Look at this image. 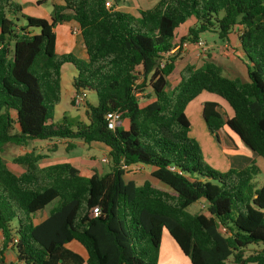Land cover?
<instances>
[{
    "label": "trees",
    "instance_id": "trees-1",
    "mask_svg": "<svg viewBox=\"0 0 264 264\" xmlns=\"http://www.w3.org/2000/svg\"><path fill=\"white\" fill-rule=\"evenodd\" d=\"M105 1L63 0L47 21L22 13L14 0H0L2 247H11L22 264H156L166 230L190 264H226L229 257L233 264H264V247L244 255L248 245L264 244V182L253 183L259 167L254 161L224 171L209 165L189 135L185 112L202 91L218 95L233 114L224 118L217 102L205 101L208 133L221 145L225 126L264 159V0H157L137 16L116 9L118 0L111 7ZM189 19L175 41V29ZM68 21L78 24L86 59L56 51L54 27ZM233 30L247 79L228 77L204 60L185 63L170 83L183 43L195 44L206 31L223 41ZM64 64L75 69V92L97 96V105L85 103L86 121L67 113L53 117ZM145 88L151 100L141 103ZM113 110L122 112L126 128H107L105 115ZM36 139H67L66 150L74 140L103 143L110 170L85 177L69 162L41 166L43 155L31 149L12 158L24 169L15 174L3 147ZM137 164L150 167L166 187L125 181L126 167ZM200 199L208 214L188 212ZM50 203L46 217L34 223ZM71 241L84 248L85 260L66 247Z\"/></svg>",
    "mask_w": 264,
    "mask_h": 264
},
{
    "label": "rangeland",
    "instance_id": "rangeland-1",
    "mask_svg": "<svg viewBox=\"0 0 264 264\" xmlns=\"http://www.w3.org/2000/svg\"><path fill=\"white\" fill-rule=\"evenodd\" d=\"M14 1H16V0H14ZM53 1H55V2L59 1L60 3L63 2V0H44L41 2L40 7L42 9L49 11L51 8V3ZM16 2H18V1H16ZM127 2L129 4H132V3L138 4L141 7H147V8L148 7L150 8V6H152V4L154 3L153 0H127ZM29 9H30V7L24 6L23 13H26V14H30V13L34 14L35 13L34 8H31V11H29ZM35 14H37V13H35ZM41 18H44L47 21H49V18L43 14H42ZM21 20L25 24V21L23 19H21ZM59 25L60 24H57L54 27V31H56L58 33V35L61 31V28L59 27ZM35 31L39 32V29L38 30L35 29ZM199 39L202 40L203 42H205L206 44H208L209 46L222 44V42L220 41V39L217 36V33L213 32V31H206V32L201 33L199 36ZM227 44L230 47L229 55H226L223 53V51L220 48L221 46H215V48H212V49L210 47V49L204 53H208L210 51L211 53L212 52L216 53L215 56H218V55L222 56V57L225 56L227 58V60L231 58V59H237L236 61H238V59L242 60L244 63L247 61L245 55L239 49V44L236 41V36L233 38L232 44L229 42H227ZM185 48L186 47L180 48V50L178 52V56H180V57L185 56V53H186ZM76 56L81 59V56H79V54H77ZM219 60L222 61V59H219ZM63 66L65 67V69H64V67H63V69H61V72L63 70V76H64L63 80H67L69 85H70L71 84L70 82L72 81V78L76 72L69 71L67 64H65ZM225 70H223L224 73L229 77L231 75H234V74H237V76H240L238 73H231L226 68H225ZM67 86H68L67 83H65V84L63 83V86L61 88V100L54 109V113H53L54 119L61 117V115L64 113V110H67V112H66L67 114L78 115L81 120L86 121L85 104H83L79 107H76V108L72 107L68 101L69 100L68 94L66 92ZM69 87H71V85ZM149 94H150L149 88H145L142 92H140L138 94L139 101L142 103V101L148 100ZM205 101H216V102H218L219 111L222 113L224 118L227 117L225 114V111H226V113H228L229 111L232 112L229 105L222 98H220L218 95H216L214 93H210L207 91H202L198 96H196L192 101H190L188 103V105L186 106L185 112L188 116V120L190 123L189 135L191 137H193L198 142V144L200 146V155L209 165H211L212 167H214L215 169H217L219 171L225 170V169H222V165L227 164L228 161L233 162L234 164L240 163V165H234V166L232 165L233 167H243L245 165H248L252 161H254L255 164L259 167V172L254 176L253 183H254L255 187L258 188L264 182V159L260 156H257L256 154L253 156V158L251 157L252 159H250L249 154H246L250 150L244 144H242V142H240V143H241L242 147L244 149H246V150H244V151H246L245 153L241 152L240 150H237V149L233 150L232 151L233 153H231L229 150H226L227 149L226 146H233L231 144L230 139L227 138L226 136H223L224 138L221 137V145H219L216 142V139L208 133L207 128L205 126V123L203 121L202 115H201L202 104ZM85 103L90 104V105H94V106L97 105V96H96L94 91L86 90ZM225 128L226 127L224 126L223 131H225ZM220 135H221V133H220ZM74 141L76 143H78V141H80V140H74ZM64 144H61V143L58 144V149L55 152L53 151V153H51V156L52 157L66 156V155H69L71 152H73L74 154L80 153L85 157H92L95 160L99 161L100 157L103 155V152L100 149L96 148L95 146H90L88 144H85L83 142L76 144V146L69 151H67L65 149ZM52 145H53L52 143L51 144L50 143L44 144V141L39 140V139H36L34 141L29 142V144L27 146H14L11 144H7L3 147V151L1 154H2L4 161L10 167H12L13 166L12 158L15 157L16 155H18L24 149L29 150L32 148L35 150L43 151L45 153H50L51 150L53 149ZM250 152H252V151H250ZM221 156L225 159L224 161L226 163L223 161L221 162ZM216 158L219 161H217ZM106 160H107V157H106ZM101 165L103 166V168H105V170H107V172L109 171L108 170L109 168L106 164H101ZM145 168L147 171H149V168L147 166H145ZM132 170H135V171H132L133 173H136V172L140 173L139 174L140 176H138L139 178L136 179V182H138V184L143 182V180H149L153 184L161 186L162 188L166 187V185H164L162 182L158 181L157 179L151 177L150 175L145 177L144 170L139 169V168L132 169ZM128 171H130V170H127V172ZM123 179L126 180V178L124 176H123ZM51 205H52V203L48 204L43 210H41L39 213H37L36 216L42 215L44 212H48ZM206 206H207L206 200L200 199L199 201H196V202L192 203L190 206H188L187 211L190 213L203 212L204 214H208L206 211ZM15 225H16V223H15V221H13L12 226L14 227ZM76 246L79 247V245H77V244H76ZM66 247H72V246H71V244H66ZM263 247H264V244H262V243H260L258 245L250 244V245H248L247 248L244 249V255H248V254L252 253L254 250H256L257 248H263ZM10 252L4 251V255L6 254V256H7L8 254H10ZM232 259H233L232 257H229L228 260L226 261V264H233ZM6 263H9V262L6 261ZM156 264H190L189 258L187 256H185L184 254H182V252L179 250L177 245L173 242V240L167 234L166 230H164L162 235H161L159 253H158V257L156 259Z\"/></svg>",
    "mask_w": 264,
    "mask_h": 264
},
{
    "label": "crops",
    "instance_id": "crops-1",
    "mask_svg": "<svg viewBox=\"0 0 264 264\" xmlns=\"http://www.w3.org/2000/svg\"><path fill=\"white\" fill-rule=\"evenodd\" d=\"M16 1H18V3L20 4L22 13L24 10V6H28V7H30L29 11H31V8H34L35 13H37V14L30 13L27 15L42 17V14H43V15L47 16L48 18L50 17L52 6L54 4H62L63 3V2L60 3L59 1H56V2L53 1L51 3L50 10L47 11V10L42 9L40 7L41 3H39V2H42L44 0H16ZM153 1H154V3L152 4V6L157 2L156 0H153ZM152 6H150V7H152ZM115 7H116V9H118L120 11L130 13L134 16L138 15L139 9H147V7H141L138 4H133V3L129 4L127 2V0H118ZM24 14H26V13H24ZM192 23H193V19H189L186 22H184V24H182L181 26H179L178 28L175 29V41H178L179 37L186 33L187 28L189 26H191ZM59 27L61 28L59 35L55 31L56 32V51L59 53L71 52L74 55L79 54V56H81L82 59H86L87 56H86V52H85V47H84L79 29H78V24L74 21H68V22L61 23L59 25ZM240 28H241V25H237V27H235V30H238ZM235 30H233L228 35V38L226 40H223V41L220 40L222 42V44L214 45V46L210 45L211 49L215 48V46H222V45H224V43H227V42L232 44V40L235 36H236V41L238 43V39H237V35H236ZM185 49H186L185 56H183V57L178 56V58L176 60V66H175L174 71L172 72V74L169 78L171 84H174L177 82L178 71L185 63H191V64H194L196 66H200L204 60H210V61L214 62L215 64L219 65L221 67L224 75H226V74L224 73L223 70H225V68H226L231 73H238L240 75L239 77H241L242 79H247L246 66L242 60L238 59V61H236L237 59H231V58L227 60V58L225 56L222 57V56H219L218 54H217L218 56H215L216 53H213V52L211 53L210 51H209L210 53L209 52L203 53V52H200L199 50H197V48L195 47L194 44H189ZM219 59H222V61H220ZM67 65H68L69 71L75 72V69L70 64H67ZM63 67L64 66H62V69H63ZM64 69H65V67H64ZM236 76H237V74H234V75H231L230 77H236ZM63 78H64V76H63V70H62V72H61V88L63 86V83L64 84L67 83L68 86L66 87V92L68 94L69 104H71V98H72V95L74 93V89H73L71 84H70L71 87H69L70 85H69L68 81L63 80ZM148 100H151V95L149 96ZM148 100H146V101H148ZM146 101H142V103H144ZM66 112H67V110H64V113H66ZM225 114L227 117H231L233 113L231 111L226 113V111H225ZM59 118L60 117H58L56 119H59ZM127 124H128V122L126 119H123L119 123V125L122 126L123 128H126ZM220 133H221L222 138H224L223 136H226L227 138H229L231 141V144L233 145V146H226L227 147L226 150H229L231 153H233L232 151L236 150V149L240 150L241 152H244V153L246 152V151H244L246 149H244L240 143L241 141H239V139H237V137L235 135H233L228 129L225 128V131H223V127H222L220 129ZM43 141H44V144H46V143L51 144L52 143L53 149L51 150L50 153H45L43 151L36 150V152H39L41 155H43V157L39 160V164L41 166H47V165L55 164V163H59V162H69L71 165H73L78 170V172L81 176H85V177H89L94 173L103 174V173L107 172V170H105V168H103V166L101 164H106L109 168L108 170H110V164H109V160H108L109 148L106 145H104L103 143L91 142L90 144H88L90 146H95L96 148L100 149L103 152V155L100 157L99 161H97L92 157H85L80 153L74 154L73 152H71L69 155H66V156L52 157L51 153H53V151L55 152L58 149V144H60V143L64 144L65 143L64 145H66L67 139H52V140H43ZM80 142H82V141L81 140L78 141V143H80ZM78 143H76L74 141L75 146ZM54 144L56 146H54ZM31 149H29V150H31ZM29 150L24 149L20 153H23V152L29 151ZM67 151H69V150H67ZM246 154H249L250 159H252L253 156L255 155L254 153H252L250 151L247 152ZM106 157H107V162L106 163L102 162L101 159L106 158ZM216 160H217V158H216ZM224 160L225 159L221 156V162L222 161L225 162ZM217 161H219V160H217ZM6 165L15 174H20L24 170L23 167H21L18 164L13 163L12 167H10L7 163H6ZM232 165L233 166L234 165H240V163L234 164L233 162L228 161L227 164L222 165V169L226 170L229 167H233ZM136 168L144 170L145 177L150 175V172H151L150 167H148L149 171H147L145 166L138 165V164L137 165H131V166L126 167L125 173L123 174V176L126 178L125 181H133L135 184H138V182H136V179L139 178L138 176H140L139 175L140 173L139 172H136V173L132 172V171H135L132 169H136ZM127 170H130V171L127 172ZM143 181H145V180H143ZM154 185L158 186L156 184H154ZM158 187H161V186H158ZM47 213L48 212H44L42 215L36 216V218H34V223H39L40 221H42L46 217ZM2 242H3V237H2V234L0 232V250H1L0 258L2 259V262L0 264H4V263H6V261H8L9 263L16 261L15 251L13 249H11V247H9V246L2 247ZM68 244H71L72 247H67V248H69L70 250L81 255L82 258L85 260L86 252H85L83 247H81L75 241H71ZM76 244L79 245V247H77ZM4 251H9V252L11 251L12 253L10 252V254H8L6 256V254L4 255ZM82 264H86V263L83 262Z\"/></svg>",
    "mask_w": 264,
    "mask_h": 264
},
{
    "label": "built area",
    "instance_id": "built-area-1",
    "mask_svg": "<svg viewBox=\"0 0 264 264\" xmlns=\"http://www.w3.org/2000/svg\"><path fill=\"white\" fill-rule=\"evenodd\" d=\"M105 5H106V7H111L112 1L106 0ZM194 45L197 48V50H199L200 52H203V53L207 52L211 47L200 39H198V41ZM187 46H188L187 43H183L180 48L187 47ZM177 48H179V45L176 46L175 48H173L170 52L176 50ZM220 48L224 54L229 55L230 47L227 43H224V45H222ZM85 98H86V90L85 89H82L78 92L74 91L72 98H71V106L76 108V107H79V106L85 104ZM121 115H122V112L120 110H113V111L107 112L105 115V121H106L107 128L110 130L115 129V127L121 121ZM101 161L106 162L107 160H106V158H103V159H101ZM96 212H97V208H94V213H96ZM221 229L224 231V228H221ZM16 241L17 240L14 238L12 243H10L9 245L15 243ZM4 264H22V263L19 261H14L11 263H4Z\"/></svg>",
    "mask_w": 264,
    "mask_h": 264
}]
</instances>
